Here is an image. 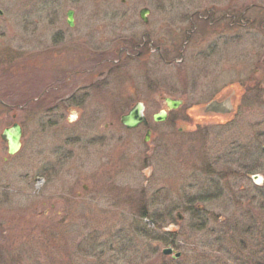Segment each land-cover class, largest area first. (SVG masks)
Returning <instances> with one entry per match:
<instances>
[{
    "label": "rangeland",
    "instance_id": "1",
    "mask_svg": "<svg viewBox=\"0 0 264 264\" xmlns=\"http://www.w3.org/2000/svg\"><path fill=\"white\" fill-rule=\"evenodd\" d=\"M144 36L166 62L131 53ZM95 54L94 72L108 59L115 71L91 81L112 91L77 114L52 101L51 116H32L34 82L45 75L51 99L65 73L69 89L82 87ZM227 97L228 121L204 112ZM165 98L183 103L154 122ZM137 102L148 125L128 130L120 118ZM14 121L22 146L10 156L1 134ZM259 243L264 0H0V264H260Z\"/></svg>",
    "mask_w": 264,
    "mask_h": 264
},
{
    "label": "flooded vegetation",
    "instance_id": "2",
    "mask_svg": "<svg viewBox=\"0 0 264 264\" xmlns=\"http://www.w3.org/2000/svg\"><path fill=\"white\" fill-rule=\"evenodd\" d=\"M142 10H148V13H146V21H143L142 20L144 23L147 24L148 23V15L150 14V10L148 8H143V9L140 10V12ZM140 12H139V16H140ZM49 14L51 16H53L52 18L54 19V20H50L49 24L52 27L56 28L58 26L57 19L60 18V13L58 12L57 9H55L52 12H50ZM67 14H68V12H66V14H65V16H66V24L68 25V21H67L68 20V17H67ZM73 15H74V11H73ZM140 18H141V16H140ZM73 19H74V17H73ZM210 21H211L210 19L207 21L206 28L212 24V22L209 23L210 25L208 24V22H210ZM234 23H235V21L232 20L231 21V25L239 26V23H237V24H234ZM72 26H74V20H73V25ZM153 40H154L153 38H148V37L144 36L143 37V40L140 42V44L134 43V46L131 48V53H134V55L137 58H141V56L144 55V53L146 52V50H148L149 51V54L150 53H151V55H154L155 54L157 56V58H159L162 61V63L166 62V55H164V53L162 52V47L159 45V46H156L155 48H153V44H154ZM43 52L45 54H47V51L46 50H44ZM83 57L84 56L81 55V58L82 59H83ZM99 57L100 56H97L96 55V56H94V58H92L90 60V62L92 63L90 65L92 67V69H90V70L87 71L88 72L87 73L88 78L86 79L87 82H85L86 84H82V85H84L82 87H79L80 86L79 85L77 88L70 87L72 89H69V87H68L69 82L70 81L73 82V80H74L72 78L73 77V74H67V73L63 74V78L60 80L59 86L56 87V88H58V89L61 90V95L55 96L53 99H51V98L48 97V94L50 93L49 92V89L51 87L49 86V80L45 77V75L43 77V82H42L43 84H41L39 82H34L36 88L41 87V94H40V91H39V94H37V95L35 94L33 97L28 98L26 104H24V105H27L29 107V111L32 112V116H34L39 111H41V112L42 111L43 112H47L51 116V104H52V101H55V104L57 106H59L60 109L65 110L66 112L71 113V115L77 114V111L75 109L83 107L86 104V101L90 98V96H93L95 94V91L98 92V91H101V89L108 90V91L111 90L112 91L113 89L110 88V85L109 84L107 85V83H105V82H103V83H101V82L97 83L95 80L93 82L91 81V79L93 80L95 77L107 76V75L110 76V74L114 73V71H115L114 70L115 63L112 62L111 59H108V60L105 61L107 64L106 65H103V68L101 69V72H97V73L94 72L95 69H98L97 71H99V67H100L99 65H100V63L97 60ZM103 58H105V57H103ZM103 61H104V59L102 60V62ZM43 68H44V70H47V67L46 66L43 67ZM34 69L36 71H38L39 73H43L44 72V70H42V69H38L37 68L38 69L37 70L36 69V66H34ZM94 73H96V74L94 75ZM81 74H82V71H80V75ZM78 76H79V73L76 75V77L79 78ZM80 77L82 78L81 82H83V80H84L83 75L80 76ZM47 85L49 87H47ZM58 89L53 88V90H58ZM170 99H173V98H170ZM165 100H166V98L164 99L165 106H166V111H163L162 110V111L154 114L152 116V120L154 122H156L154 120V116L155 115H157V114H165V120H166L167 115H168V111L174 110V109H170L167 106ZM175 100H178V99H175ZM2 104H3V102H2ZM138 104H141L143 106L144 114H145V106H144V104L143 103H140V102H137L135 105H138ZM73 110H75V111H73ZM72 117L73 116H69V119H71ZM15 119H16V115H13V120H15ZM49 119H50V117L47 118V120H46L47 123L45 122L44 124L50 126L51 123H50V120ZM14 124H18L21 127L22 136H23V124L21 125L20 123H17V122L14 121L11 124V126L14 125ZM147 125H148V120H147V124L146 125H139L138 127H140V126L146 127ZM11 126H9V127H11ZM147 131L148 130H146V132Z\"/></svg>",
    "mask_w": 264,
    "mask_h": 264
},
{
    "label": "water",
    "instance_id": "3",
    "mask_svg": "<svg viewBox=\"0 0 264 264\" xmlns=\"http://www.w3.org/2000/svg\"><path fill=\"white\" fill-rule=\"evenodd\" d=\"M146 13H148V10H142L140 12V16L143 20L146 21ZM68 24L70 26L73 25V11L68 12ZM166 104L170 109H177L179 106H181L182 102L181 100H173L170 98H166ZM233 103L232 98L227 97L223 99H217L212 102H210L205 108L204 112L212 115H218L221 119H229L231 115L233 114ZM143 106L141 104L136 105L133 109L130 110V112L124 116L121 117V124L128 128V129H134L138 127L139 125H146L147 120L143 114ZM154 120L156 122H163L165 120V114H157L154 116ZM228 121V120H226ZM21 128L19 125L14 124L12 127L7 128L3 131L1 138L3 141L7 143L8 147V154L14 155L16 154L19 149L21 148ZM150 136V131H147L145 142L148 141ZM254 184L257 186L261 185L263 182V179L259 175H254L251 177ZM178 218L182 220V216L178 214ZM173 250L171 248L164 249L162 251L163 255H171ZM181 253H176L172 257L173 259L180 258Z\"/></svg>",
    "mask_w": 264,
    "mask_h": 264
},
{
    "label": "trees",
    "instance_id": "4",
    "mask_svg": "<svg viewBox=\"0 0 264 264\" xmlns=\"http://www.w3.org/2000/svg\"><path fill=\"white\" fill-rule=\"evenodd\" d=\"M142 217H147V214L146 213H143L142 214ZM165 235H169L171 236L172 238L176 237L175 235H177L176 232H170V233H165ZM257 247H260L256 250V255L255 256H261L260 258L259 257H253V260L255 261H259L262 259V262L260 264H264V245L262 243H259V245Z\"/></svg>",
    "mask_w": 264,
    "mask_h": 264
}]
</instances>
